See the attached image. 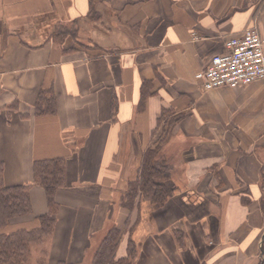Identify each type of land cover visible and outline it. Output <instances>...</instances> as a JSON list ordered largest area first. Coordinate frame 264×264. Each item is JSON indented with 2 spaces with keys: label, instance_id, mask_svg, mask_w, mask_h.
Listing matches in <instances>:
<instances>
[{
  "label": "crops",
  "instance_id": "obj_1",
  "mask_svg": "<svg viewBox=\"0 0 264 264\" xmlns=\"http://www.w3.org/2000/svg\"><path fill=\"white\" fill-rule=\"evenodd\" d=\"M78 18L84 46L44 42ZM252 27L264 37V0H0V163L8 186H30L32 204L10 230L48 212L35 161L64 158L49 264H92L114 225L124 232L118 258L136 242L132 264H259L264 81L206 90L196 77ZM49 88L57 112L38 117ZM164 109L183 115L161 153L170 197L163 207L137 197L128 210L122 199Z\"/></svg>",
  "mask_w": 264,
  "mask_h": 264
},
{
  "label": "trees",
  "instance_id": "obj_2",
  "mask_svg": "<svg viewBox=\"0 0 264 264\" xmlns=\"http://www.w3.org/2000/svg\"><path fill=\"white\" fill-rule=\"evenodd\" d=\"M99 16L100 13L92 1L85 18L91 24H94L95 20L100 18ZM85 22L83 20L81 22L78 18L71 25L56 24L53 32L44 42L52 41L62 44L67 38H73L77 43L83 45L78 39L81 28H83L82 25ZM23 43L28 44L25 40H23ZM147 96L148 90L144 87L142 98L145 99ZM34 110V114L38 117L56 114L57 101L53 88L40 91ZM182 116L173 115L167 109L163 110L158 120V126L162 125L163 127L161 135L157 145L143 153L139 167V177L137 180L130 182L129 188L122 199L124 208L132 210L137 197L150 201L156 207H163L168 201L172 191L168 185L169 180L172 178V168L162 158L161 153L163 146L171 138L175 125L182 119ZM33 170L34 182L45 190L48 212L37 217L38 225L35 228L10 230V226L15 219L32 213L30 186H8L4 181V165L0 163V264H33L29 260L32 245L41 243L47 237H51L55 231L60 211L56 196L58 191L66 186V161L64 158L38 160L35 161ZM262 178L264 181V166L262 168ZM245 198L244 195V202H249ZM261 205L264 211V190ZM123 234L124 232L115 225L110 228L98 245L92 264H132L137 254V245L133 239L129 240L127 255L122 258L117 257L118 246ZM262 256L263 258L259 264H264V237ZM40 262V264H44V259Z\"/></svg>",
  "mask_w": 264,
  "mask_h": 264
},
{
  "label": "built area",
  "instance_id": "obj_3",
  "mask_svg": "<svg viewBox=\"0 0 264 264\" xmlns=\"http://www.w3.org/2000/svg\"><path fill=\"white\" fill-rule=\"evenodd\" d=\"M226 48L225 53L213 56L209 65L197 74L204 89L236 88L264 81V37L257 27L227 41Z\"/></svg>",
  "mask_w": 264,
  "mask_h": 264
},
{
  "label": "rangeland",
  "instance_id": "obj_4",
  "mask_svg": "<svg viewBox=\"0 0 264 264\" xmlns=\"http://www.w3.org/2000/svg\"><path fill=\"white\" fill-rule=\"evenodd\" d=\"M90 26L94 27L93 24H91ZM82 32L84 31L81 30L80 33ZM85 33L87 32L85 31ZM84 42H87V38L84 39ZM49 239L50 237L49 238L47 237L41 243L32 245L31 251H30V257H29L30 263L40 264L41 263L40 260L44 259V264H49V256H50V250L48 247V244L50 242ZM93 254H94V251L92 253V258H93Z\"/></svg>",
  "mask_w": 264,
  "mask_h": 264
}]
</instances>
